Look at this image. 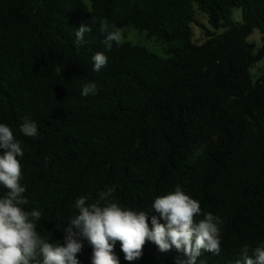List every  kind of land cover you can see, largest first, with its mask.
I'll return each instance as SVG.
<instances>
[{"label": "trees", "instance_id": "16d2710c", "mask_svg": "<svg viewBox=\"0 0 264 264\" xmlns=\"http://www.w3.org/2000/svg\"><path fill=\"white\" fill-rule=\"evenodd\" d=\"M86 1L0 0V123L24 149L26 208L43 214L37 231L63 244L75 201L94 202L113 185L122 206L148 211L151 228L154 199L180 185L223 221L220 254L204 252L197 264H237L243 246L251 255L264 244V74L251 75L264 60V0ZM101 19L160 42L163 57L128 42L108 50ZM81 25L93 31L77 45ZM98 51L108 63L96 72ZM89 82L99 92L83 97ZM24 118L37 123L36 137L20 132ZM81 242L77 260L91 264L92 247ZM114 251L120 264L184 258L151 241L131 262L119 242Z\"/></svg>", "mask_w": 264, "mask_h": 264}, {"label": "clouds", "instance_id": "9594fccd", "mask_svg": "<svg viewBox=\"0 0 264 264\" xmlns=\"http://www.w3.org/2000/svg\"><path fill=\"white\" fill-rule=\"evenodd\" d=\"M92 31L93 27L81 25L76 29L75 43L84 44L85 34ZM99 31L104 34L103 44L108 50L113 44L122 45V30L110 25L107 19L99 20ZM92 60L96 72L108 63L101 51ZM98 92L97 84L89 82L83 86L81 95L95 96ZM20 132L26 137H36L37 123L24 118ZM0 149L4 150L0 154V187L6 190L0 196V264H79L77 254L85 239L92 247L91 264H120L114 251L117 242L129 262L142 256L147 241L153 242L160 252L174 248L182 253L184 258L178 264H197L204 252L220 254L223 221L212 213H203L200 202L186 194L180 185L154 199L151 228L148 211L122 206L116 198L115 185L105 186L94 202H88L86 196L79 197L75 201L78 214L70 217L64 228V243L49 242L50 235L42 237L37 231L42 212L26 208L30 201L25 195L26 185L21 184L23 166L18 159L25 153L6 123H0ZM237 264H264V244L255 247L251 255L249 247L243 246Z\"/></svg>", "mask_w": 264, "mask_h": 264}, {"label": "rangeland", "instance_id": "374dc122", "mask_svg": "<svg viewBox=\"0 0 264 264\" xmlns=\"http://www.w3.org/2000/svg\"><path fill=\"white\" fill-rule=\"evenodd\" d=\"M86 5H88L86 0H82ZM241 18V13L238 10L233 11V19L236 22H239ZM197 21L205 27H208L206 18L203 15L197 14L196 15ZM123 32L124 40L123 42H128L132 45H140L154 53L158 57H163V50L165 48L160 42L156 41L155 39H148L144 33H139L132 29L131 27H126L121 29ZM193 34H194V41L197 44H201L204 41V37L202 31L197 26H192ZM248 42L254 45L255 50L258 49L261 44V36L257 30H254L251 36L248 38ZM264 74V60L256 64L251 69V75L254 80L258 79L259 77Z\"/></svg>", "mask_w": 264, "mask_h": 264}]
</instances>
